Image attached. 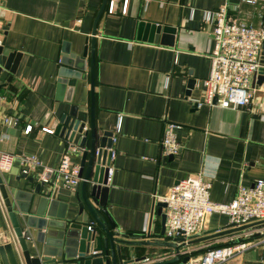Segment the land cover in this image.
<instances>
[{"label": "crops", "instance_id": "crops-1", "mask_svg": "<svg viewBox=\"0 0 264 264\" xmlns=\"http://www.w3.org/2000/svg\"><path fill=\"white\" fill-rule=\"evenodd\" d=\"M110 1L94 35L95 127L100 135L108 130L115 137L107 210L115 230L148 242L132 246L131 251L133 257H145L141 264H149L174 256V249L165 245L170 241L161 234L156 203L175 182L203 172L211 182L210 199L228 203L239 185L264 179V80L254 86L252 100L245 106L197 105L203 100L202 80L209 75L214 45L206 12L225 2L230 19L258 26L264 22V0L256 4L241 0H127L125 13L124 0H113L114 10L109 13ZM101 3L0 0L2 54L11 56L5 66L0 64V150L15 156L2 176L9 193L15 196L18 192L19 203H14L18 212L22 204L29 206V214L36 215L41 196L30 197L41 170L24 164V156L33 155L43 166L57 168L67 154L80 166L81 153L55 134L56 84L63 55L74 59L86 41L89 50ZM140 21L160 25L161 30L139 35ZM163 27L174 30L163 32ZM83 65L86 79L77 80L72 101L89 114V53ZM191 79L195 84L189 87ZM5 118L12 122L5 123ZM167 122L179 125L175 135L180 149L171 156L163 154L160 145ZM28 124L32 129L26 134ZM43 127L53 132H44ZM56 185L63 187L51 174L43 191ZM71 192L67 219L77 214L81 180ZM52 206L46 203L43 215L50 212L55 221L65 208L62 203ZM89 218L84 211L78 220ZM229 225L226 214H211L206 229L190 240L188 248L199 255L208 247L232 243L238 233L226 231L231 229ZM6 229L10 223L0 197V231ZM99 233L103 235L100 229ZM261 257L258 244L218 264H264Z\"/></svg>", "mask_w": 264, "mask_h": 264}, {"label": "water", "instance_id": "water-1", "mask_svg": "<svg viewBox=\"0 0 264 264\" xmlns=\"http://www.w3.org/2000/svg\"><path fill=\"white\" fill-rule=\"evenodd\" d=\"M107 0H102L95 16L91 31L90 46L88 44L82 53L74 59L63 55L61 67L58 70L55 99L58 105L55 110L57 124L55 134L66 139L81 153L78 176L81 178V194L77 197L78 211L72 219L66 218V209L71 199V190L54 186L43 191L45 182L39 181L33 194L41 195L35 214H29V206L19 204V212L14 209V203H19L18 192L15 196L9 193L3 176L0 174V197L5 207L10 229L0 231V264H141L145 257H133L132 246L148 242L129 238L127 234L115 230V223L107 210L108 171L111 162L112 131L105 130L100 135L94 122V43L97 22L104 11ZM159 32L160 25L140 21L139 32L144 35L148 30ZM173 32V28L163 27L164 31ZM143 39H146L143 36ZM4 40L0 45V64L10 62L11 56L2 54ZM65 52H68L65 50ZM89 53V84L90 110L87 111L74 103L73 93L77 80H84V61ZM68 54V53H67ZM262 66L255 75L253 85H260L264 80V45L261 53ZM6 65V64H5ZM4 65V66H5ZM195 84V79L188 81L189 87ZM2 87V85H0ZM216 103V99H214ZM89 120V126L86 123ZM33 181L32 177H28ZM78 196V194H77ZM62 203L65 212L55 221L52 213L43 215V207ZM52 206V207H53ZM157 212L161 216V234L165 230V202L156 203ZM86 211L90 218L87 221L78 220ZM103 215L107 218L108 225ZM103 235L99 233V229ZM226 231H239L243 227H233ZM225 231V232H226ZM224 233V232H221ZM241 239H235L238 242ZM176 254L167 260L149 264H184L189 256H181L178 250L184 244L166 242ZM147 264V263H146Z\"/></svg>", "mask_w": 264, "mask_h": 264}, {"label": "built area", "instance_id": "built-area-1", "mask_svg": "<svg viewBox=\"0 0 264 264\" xmlns=\"http://www.w3.org/2000/svg\"><path fill=\"white\" fill-rule=\"evenodd\" d=\"M256 4L258 0H241ZM127 0H124L122 12L125 13ZM113 0L110 1L108 12L112 13ZM206 20L210 22L213 49L210 54L211 67L209 75L202 80L203 100L197 105L217 104L221 107L237 108L249 104L254 90L255 75L262 66L261 53L264 45V22L253 26L242 21L230 19L227 15V4L224 2L214 10L206 12ZM3 32L0 25V45ZM216 99V103H214ZM2 98L0 97V102ZM10 124L11 119L5 118ZM179 125L167 122L164 126L160 145L163 154L175 155L179 152L175 129ZM32 129L26 125L24 133ZM44 132L53 130L43 127ZM120 130V116L116 131ZM115 140L112 135L111 142ZM110 158L114 157L112 146ZM15 156L0 150V174L8 172ZM24 164L41 170L38 180L49 182V176L55 174L62 181L64 188L71 191L76 189L81 178L79 168L67 154H64L57 168L43 166L33 155L22 158ZM111 174L109 167L108 179ZM57 186V185H56ZM211 182L203 172L191 174L178 180L169 188L167 194L159 197L165 202L164 236L170 242L184 244L178 250L181 256H189L184 264H218L225 262L246 249L261 245L264 263V179H256L251 185H239L235 198L228 202H213L210 199ZM213 213L226 214L233 227H243L237 231L238 242L225 243L208 247L203 253L194 255L188 248L190 240L200 235L206 229V223ZM176 252L173 251V255Z\"/></svg>", "mask_w": 264, "mask_h": 264}]
</instances>
